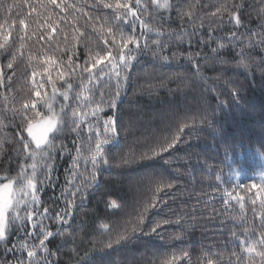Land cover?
Instances as JSON below:
<instances>
[{
  "label": "trees",
  "instance_id": "16d2710c",
  "mask_svg": "<svg viewBox=\"0 0 264 264\" xmlns=\"http://www.w3.org/2000/svg\"><path fill=\"white\" fill-rule=\"evenodd\" d=\"M124 4L137 11L134 30L117 19ZM167 4L0 0V184L12 182L16 204L0 264H28L29 250L31 264H264V5ZM121 50L135 58L130 71ZM109 52L115 70L104 60L85 71ZM113 99L119 137L94 169ZM50 115L60 122L42 156L26 129ZM64 212L70 223L56 218Z\"/></svg>",
  "mask_w": 264,
  "mask_h": 264
},
{
  "label": "snow or ice",
  "instance_id": "6c2138e0",
  "mask_svg": "<svg viewBox=\"0 0 264 264\" xmlns=\"http://www.w3.org/2000/svg\"><path fill=\"white\" fill-rule=\"evenodd\" d=\"M52 2L55 3V0H52ZM152 3L154 5H156L157 7H170V5L167 4V0H165L164 5H158L157 0H152ZM259 3L261 5H264V0H259ZM137 6L139 7V0H137ZM105 7H110V5H105ZM117 7H121V5L118 4ZM123 7L127 8V10H128L127 15L124 17H117V19L122 18L124 20L125 24L133 25V30H134V19H130V17L135 18V19H139L138 15H137V11L134 10L133 8H131L128 4H124ZM236 7L238 9L243 8V4L237 5ZM257 15L264 16V8H261L260 11L257 13ZM232 19L235 20L236 25L238 27L241 26V17L240 16L233 14ZM21 23H23V21H21ZM121 39L123 41L124 48H127L130 44H136L138 46V40L134 36H127V37L122 36ZM261 43H264V41H261ZM213 51H215V49ZM153 55L155 56L156 53H153ZM161 58L165 61H167L169 59L167 56H163ZM134 59H135L134 57H132L128 53H124L123 50H121V55H120V59H119V68L121 69V71H123V70H129L130 71V69L133 67ZM189 59H191V57H189ZM204 59H207V57H204ZM104 60H108L109 63L112 64L113 70H115L117 68V63L112 58L111 52H109L106 56L99 57L96 60L95 64H92V65H89L88 67H86L85 71L91 73L92 70L97 65L101 64ZM9 67H11V64L9 65ZM101 72H103V69H101ZM128 76H129V72H125L124 79H127ZM116 78H117V93H116V95H117V97H119V95H120L119 83H120V79H121L120 71L116 72ZM71 87L72 86L69 84V88H71ZM54 92H55V89H54ZM35 95L39 96V92L35 93ZM63 95H64L65 100H67L68 99L67 94L63 93ZM77 98H79V97H77ZM117 102H118V99H113L111 101L110 106L114 109L113 116L109 117V119L104 122V132L105 133H111V134L107 135L103 141H98L96 144V147H95V151L92 153L91 162H92V166L94 169H96L97 165L100 163V160H98L97 158L103 156L105 145H107L109 142H111L112 140L117 139L119 137L118 136V129L121 127V124L119 122L118 116L116 115ZM25 107H27V106H25ZM33 107H35V104H33ZM79 115H80L79 113L73 112L74 117L78 118ZM93 115H95V111L93 112ZM59 122L60 121H58L55 116L49 118L46 121L47 127L45 129V133L54 131ZM72 122H75V121H72ZM132 126H133L132 122H129V127L127 130H131ZM77 127H79L78 124H77ZM73 131H75V129H73ZM28 133H29V135H32V126L31 125H29V127H28ZM98 135H99V132H98ZM33 139L35 141L37 149H41V144L44 141V137L43 136L40 138L33 137ZM174 141H175V138L173 140V143H174ZM173 143H167V147L168 148L173 147ZM48 147H52L50 142L48 144ZM24 148H25V151L27 152L28 151L27 143L24 144ZM161 148H163V145H161ZM30 154L34 155L33 153H30ZM41 154H42V156L47 155L43 149H41ZM48 158L50 159L51 157L49 156ZM103 163L105 166H107L108 160H104ZM44 167H49V166L44 165ZM31 168H32V172H33V177L28 178L26 187L30 188L32 190L31 202L33 204H35V203H38L35 193L39 191V188L37 187V183L34 180V176H35V172H36V168H37V163H33L31 165ZM92 179L95 180V175H93ZM10 187H11L10 183L0 185V240L5 239L6 227H5L4 219H5L6 211L9 208H15V206H16V204L13 202V196L11 193H9L8 199L4 200L2 198V192L4 190H9ZM253 187H256V185H253ZM26 195H27V193H26ZM19 202L20 201H18V200L16 201V203H19ZM164 206L165 207L167 206V201H164ZM261 206L264 207V200L261 201ZM69 207L71 208V205H69ZM113 207H115V206L113 205ZM147 211H148V209L145 208V212H147ZM47 212H48V209H45V214H47ZM67 215H69V212H64L62 214H58L56 218L58 220H60V222L62 224H67V223H70V221H66L62 218L63 216H67ZM33 216H34L33 211H29V213L27 215V219L29 221H32ZM16 219H18V217H16V216L12 217L13 221H15ZM165 223H168V221H165ZM177 223H179V221H177ZM33 227H35V225H33ZM159 227H161V225L159 223H157L156 227H154L152 229V232H156L157 228H159ZM50 237H51V233H48L46 238H50ZM241 243H243V241H241ZM262 243H264V240H262ZM44 244H45V240H41L40 241V247H43ZM7 250L11 251V249H7ZM248 251L251 252V251H253V249L249 248ZM27 256L29 258L28 264H31V258L34 256V252L31 250L27 251ZM17 264H24V261L18 260ZM45 264H46V261H45Z\"/></svg>",
  "mask_w": 264,
  "mask_h": 264
},
{
  "label": "rangeland",
  "instance_id": "374dc122",
  "mask_svg": "<svg viewBox=\"0 0 264 264\" xmlns=\"http://www.w3.org/2000/svg\"><path fill=\"white\" fill-rule=\"evenodd\" d=\"M51 117H53V115H50V116H48V117H46V118L40 120L39 122H36V123H34V124H31V126H32V135H29V133H28V127H29V126H28L27 129H26V134L28 135V137L30 138V140L32 141V143L34 144V146H35L36 148H37V146H36V144H35V141H34L33 137H37V138H40V137H42V136L44 137V141H43L42 144H41V148H43V147L47 144L50 135L53 133V131H52V132H47V133H45V129H46V127H47L46 121H47L49 118H51ZM6 183H10L11 187H10L9 190H4V191L2 192V198H3L4 200L8 199L9 193L12 194V189H13L12 182H10V181L4 182V183H2V184H0V185L6 184ZM8 210H9V209H8ZM8 210L6 211L5 219H4L5 227H6V216H7Z\"/></svg>",
  "mask_w": 264,
  "mask_h": 264
}]
</instances>
